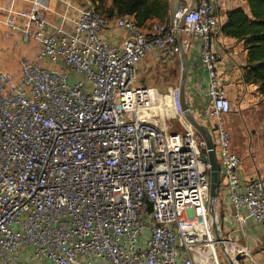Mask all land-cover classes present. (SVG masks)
<instances>
[{
  "label": "built area",
  "instance_id": "obj_1",
  "mask_svg": "<svg viewBox=\"0 0 264 264\" xmlns=\"http://www.w3.org/2000/svg\"><path fill=\"white\" fill-rule=\"evenodd\" d=\"M15 1L0 16L3 37L37 53L18 78L0 69V260L30 247L31 260L48 264H230L210 222L204 141L187 121L179 131L157 123L160 93L134 86L149 53L172 61L178 39L186 54L197 41L219 197L240 228L264 226V181L240 176L226 127L233 107L211 47L221 25L213 1L181 0L167 22L146 27L129 15L108 21L88 0H61L58 10L46 0L17 10ZM109 22L119 43L103 37ZM215 209L221 224L219 198ZM222 240L232 258L259 264L246 244Z\"/></svg>",
  "mask_w": 264,
  "mask_h": 264
},
{
  "label": "crops",
  "instance_id": "obj_2",
  "mask_svg": "<svg viewBox=\"0 0 264 264\" xmlns=\"http://www.w3.org/2000/svg\"><path fill=\"white\" fill-rule=\"evenodd\" d=\"M31 0H16L15 9L21 10L30 5ZM54 9H61L63 4L61 0H46ZM76 3L86 5L85 0H72ZM170 5V16L176 9L181 0H168ZM193 1V0H192ZM216 6V13L220 19V30L215 33L211 39L212 50L220 56L219 72L222 85L225 88L228 99L232 103H237L239 113L244 116L246 109L249 108L250 101L261 100L260 112H264V94L257 90L254 85H248L244 81V67L247 64V51L244 49L243 41L228 37L221 32V27L227 20V13L234 8H243L248 12L245 0H212ZM10 0H0V16H3L5 8L9 5ZM109 24L103 31V37L111 43H119L122 38V31ZM111 28V29H109ZM2 29V28H1ZM198 43L196 40L192 42V48L187 54L188 56V76L186 82V99L190 105L191 112L194 117H198L203 122L204 112L207 108L206 84L207 79L205 72L201 66L200 57L198 55ZM164 54V56L162 55ZM167 51H153L148 54L147 60L151 61V65H155L160 57L166 59ZM166 56V57H165ZM175 58L172 59V62ZM255 92V94H252ZM250 94L252 99L250 98ZM227 117V121L230 119ZM255 121V120H254ZM264 126V119L262 121ZM261 130V129H260ZM232 132V131H231ZM233 133V132H232ZM264 137V135H263ZM259 141L264 143L263 140ZM264 145L255 144L254 139H250V143L245 148L233 146V150L241 158L240 176L244 179L258 177L264 181ZM219 211L223 235L226 238L246 244L250 247L253 257L259 264H264V226L253 220H248L246 224L240 228L233 215V209L223 192L219 197ZM32 248L24 247L19 253L16 261L10 264H48L47 261H33L30 259ZM0 264H4L0 260ZM241 264H250L248 259H244Z\"/></svg>",
  "mask_w": 264,
  "mask_h": 264
},
{
  "label": "rangeland",
  "instance_id": "obj_3",
  "mask_svg": "<svg viewBox=\"0 0 264 264\" xmlns=\"http://www.w3.org/2000/svg\"><path fill=\"white\" fill-rule=\"evenodd\" d=\"M109 24L113 28V23L109 22ZM36 53L37 47L33 43L22 42L19 45L10 43L3 37L0 27V69L2 71L13 73L18 78L22 60L28 59L33 61L35 60ZM180 76V59L176 58L172 62L164 57H160L154 66L151 65L149 59H145L138 67L137 78L134 82L135 87L153 88L160 93V103L155 109L156 122L159 124L165 121L171 123L177 131L182 130L184 122H186L178 105ZM252 94H255V92ZM250 98L252 99L251 94ZM259 102L262 103L261 100L250 101L249 108L244 111L246 112L244 116L239 113L238 104L233 103L230 119L226 122L230 136L232 135L233 146L245 148L249 145L250 139H254L255 144L260 143L264 145V143L259 141V138L260 140L264 138V126H262L264 112L262 110L260 112ZM195 118L202 122L198 117Z\"/></svg>",
  "mask_w": 264,
  "mask_h": 264
},
{
  "label": "trees",
  "instance_id": "obj_4",
  "mask_svg": "<svg viewBox=\"0 0 264 264\" xmlns=\"http://www.w3.org/2000/svg\"><path fill=\"white\" fill-rule=\"evenodd\" d=\"M108 21L115 17L133 16L137 25L145 26L151 20L167 22L170 19L168 0H88ZM248 8H234L227 13L221 32L243 41L247 51L244 81L264 94V0H245ZM221 219V218H220Z\"/></svg>",
  "mask_w": 264,
  "mask_h": 264
},
{
  "label": "water",
  "instance_id": "obj_5",
  "mask_svg": "<svg viewBox=\"0 0 264 264\" xmlns=\"http://www.w3.org/2000/svg\"><path fill=\"white\" fill-rule=\"evenodd\" d=\"M196 0H193L195 3ZM184 24V20L180 21V29H182ZM178 46L180 48V64H181V76L179 83V91H178V104L179 109L183 117L186 121L193 126L196 131L201 136L202 140L205 144V153L203 154V160L208 162L210 165L209 174H210V199H209V217L212 226V230L215 234L216 240L219 242L220 248L224 255L227 257L230 264H236L235 262L241 263L244 258L241 254H236L234 258H232L228 252L226 251L225 244L222 240V225L219 223L217 212H216V204L219 198L220 193V183H221V174L220 168L217 162L215 149L213 145L212 136L210 130L207 128L205 124L198 121L191 112L190 105L186 99V82L188 76V56L184 52L181 46L180 39H178Z\"/></svg>",
  "mask_w": 264,
  "mask_h": 264
}]
</instances>
